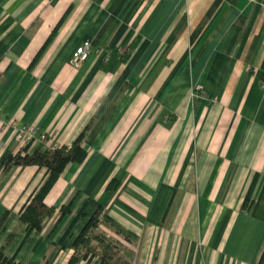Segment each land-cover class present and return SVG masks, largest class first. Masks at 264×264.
<instances>
[{
  "label": "crops",
  "instance_id": "1",
  "mask_svg": "<svg viewBox=\"0 0 264 264\" xmlns=\"http://www.w3.org/2000/svg\"><path fill=\"white\" fill-rule=\"evenodd\" d=\"M259 2L0 0V160L26 145L15 124L51 148L88 126L85 160L66 166L45 197L54 216L23 244L19 211L45 169L0 170V217L13 211L0 247L15 264H67L99 207L135 232L130 243L101 225L127 246L122 264H264ZM85 40L93 51L75 66Z\"/></svg>",
  "mask_w": 264,
  "mask_h": 264
},
{
  "label": "trees",
  "instance_id": "2",
  "mask_svg": "<svg viewBox=\"0 0 264 264\" xmlns=\"http://www.w3.org/2000/svg\"><path fill=\"white\" fill-rule=\"evenodd\" d=\"M126 53H129V51ZM87 129L88 126L71 145L64 144L51 148L43 143L30 152L29 149L33 143L31 141L26 143L22 150L16 153L7 151L1 158L0 170L4 172L15 165L23 167L36 165L39 169H45L43 183L33 189L19 211L20 223L26 226L25 238L22 244L27 241L33 232H42L48 219L54 216L55 207L49 205L45 197L69 163L85 160L87 150L83 146V140ZM74 199L75 197H72L68 203L61 207L59 217L72 212ZM84 208L79 211L61 240L70 234L75 222L84 215ZM101 211L102 208L99 207L76 237L73 243L74 253L67 264H78L81 261H85L87 264L127 263L128 260L124 254L127 246L121 239L108 236L106 232L101 230V225L105 223L112 227L115 226L116 234H121L130 243H134L135 232L123 228L107 212ZM12 212V210L6 209L2 213L0 217V234L6 231ZM14 237L15 233H10L7 241H11ZM15 257L16 255L12 257L6 255L5 245L0 247V264H15Z\"/></svg>",
  "mask_w": 264,
  "mask_h": 264
},
{
  "label": "built area",
  "instance_id": "3",
  "mask_svg": "<svg viewBox=\"0 0 264 264\" xmlns=\"http://www.w3.org/2000/svg\"><path fill=\"white\" fill-rule=\"evenodd\" d=\"M259 4L264 13V0H260ZM92 51L93 49L90 41L85 40L81 42L72 53L71 63L75 66H80L90 57ZM98 53L101 55L104 54L106 59L109 58V54L105 53L103 50H100ZM15 138L17 141L25 144L31 141L43 143L47 140V134L45 132H40L34 124H15Z\"/></svg>",
  "mask_w": 264,
  "mask_h": 264
},
{
  "label": "rangeland",
  "instance_id": "4",
  "mask_svg": "<svg viewBox=\"0 0 264 264\" xmlns=\"http://www.w3.org/2000/svg\"><path fill=\"white\" fill-rule=\"evenodd\" d=\"M104 232H106V233H111L109 230H107V229H102Z\"/></svg>",
  "mask_w": 264,
  "mask_h": 264
}]
</instances>
